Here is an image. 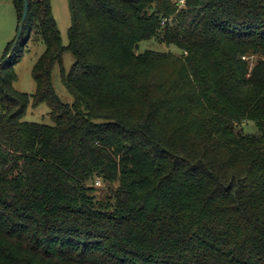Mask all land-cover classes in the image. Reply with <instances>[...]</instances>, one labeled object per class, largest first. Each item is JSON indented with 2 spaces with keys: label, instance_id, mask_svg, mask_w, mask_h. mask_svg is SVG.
Here are the masks:
<instances>
[{
  "label": "trees",
  "instance_id": "trees-1",
  "mask_svg": "<svg viewBox=\"0 0 264 264\" xmlns=\"http://www.w3.org/2000/svg\"><path fill=\"white\" fill-rule=\"evenodd\" d=\"M28 5L46 51L31 95L19 42L0 61V264H264V0H68L66 47L51 0ZM152 39L180 54H138Z\"/></svg>",
  "mask_w": 264,
  "mask_h": 264
},
{
  "label": "rangeland",
  "instance_id": "rangeland-1",
  "mask_svg": "<svg viewBox=\"0 0 264 264\" xmlns=\"http://www.w3.org/2000/svg\"><path fill=\"white\" fill-rule=\"evenodd\" d=\"M51 8L57 27L60 31L61 42L63 46H68V30L71 26V14L69 10L68 0H51ZM18 14L15 10L13 0H0V61L2 60L7 47L17 39L19 29ZM28 29L25 28L23 36L19 41V46L16 55L19 56L18 62L15 65V72L17 80L14 83V88L18 92L34 94L37 89L35 79L33 77V69L46 51V46L43 42L37 41L32 36L29 42H26V34ZM147 50L157 52H172L180 54V50L175 46H167L160 43L156 39L143 41L139 44L137 53H144ZM75 57L70 51H65L61 63H56L52 69L51 79L55 95L63 104L72 105L74 103L73 95L68 91L62 80L63 73L68 75L73 65L75 64ZM251 66L257 63V58L249 59ZM51 108L48 103H42L34 106L33 103L29 105L25 120L31 123H39L43 125H52L50 118ZM239 128L246 134H253L257 132L254 123H245ZM96 187L102 189V193H107L104 183L99 180Z\"/></svg>",
  "mask_w": 264,
  "mask_h": 264
},
{
  "label": "water",
  "instance_id": "water-1",
  "mask_svg": "<svg viewBox=\"0 0 264 264\" xmlns=\"http://www.w3.org/2000/svg\"><path fill=\"white\" fill-rule=\"evenodd\" d=\"M28 0H24V12H23V17H22V20H21V23L19 25V29H18V36H17V39H16V45L18 44L21 36H22V33H23V29H24V26H25V23H26V18H27V13H28Z\"/></svg>",
  "mask_w": 264,
  "mask_h": 264
},
{
  "label": "built area",
  "instance_id": "built-area-1",
  "mask_svg": "<svg viewBox=\"0 0 264 264\" xmlns=\"http://www.w3.org/2000/svg\"><path fill=\"white\" fill-rule=\"evenodd\" d=\"M179 4H180L181 6H184V5L186 4V0H179Z\"/></svg>",
  "mask_w": 264,
  "mask_h": 264
}]
</instances>
